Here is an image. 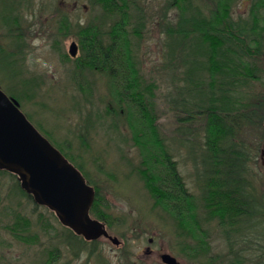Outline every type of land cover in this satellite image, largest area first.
I'll use <instances>...</instances> for the list:
<instances>
[{
    "label": "rangeland",
    "instance_id": "rangeland-1",
    "mask_svg": "<svg viewBox=\"0 0 264 264\" xmlns=\"http://www.w3.org/2000/svg\"><path fill=\"white\" fill-rule=\"evenodd\" d=\"M180 1L129 0L124 13L107 11L99 0H0V87L19 101L37 128L98 187L107 220L92 216L104 221L109 233L120 240L117 244L100 236L87 241L88 248L77 249L69 244L68 226L56 213L32 195L22 194L17 175L3 170L0 264H169L162 260L164 252L175 256L178 264H256L264 242L256 239L252 249L237 243V226L220 223L202 195L200 155L206 119L194 110L193 118L183 121L189 112H183L179 101L185 67L181 59L190 41L178 46L168 34L169 28L177 27L184 7ZM190 1L205 13L220 6L219 0ZM254 1L231 0V17L247 22ZM121 20L128 28L126 46L137 69V82L153 101V135L158 133L193 194L201 227L198 234L206 244L201 250H195L200 240L181 236L176 220L156 203L139 172L142 155L128 120H135L139 112L119 100L118 82L107 72L83 62L78 66L76 57L83 54L78 30L87 25L107 30ZM261 38V48L250 57L257 76L244 87L249 93L243 109L248 119L240 125L235 122L236 138L249 150L259 194L264 191V34ZM73 41L78 45L77 56L69 52ZM153 135L150 140L155 144ZM160 150L156 148L163 170Z\"/></svg>",
    "mask_w": 264,
    "mask_h": 264
},
{
    "label": "trees",
    "instance_id": "trees-1",
    "mask_svg": "<svg viewBox=\"0 0 264 264\" xmlns=\"http://www.w3.org/2000/svg\"><path fill=\"white\" fill-rule=\"evenodd\" d=\"M99 1L107 11L126 13L130 6L129 0ZM180 2L184 7L180 8L177 27L169 28L168 34L173 40H177L178 46L186 45L190 41L181 59L185 67L179 101L183 112H189L183 116V121H190L194 110L202 112L206 119L204 151L200 155L203 166L200 172L202 195L206 206L209 209L212 207L213 214L219 216L220 223L237 226L234 229L237 230V243L252 249L256 239L264 242V191L257 193L251 174V156L247 145L238 135L236 138L235 122L240 125L243 120L248 119L243 109L247 105L245 100L249 93L244 87L252 77L257 76L256 67L250 62V57L258 52L257 49L263 43L261 36L264 34V0L254 1L249 19L245 23L231 17V0H219L220 6L210 8L208 13L190 0ZM125 16L123 14L121 18L125 19ZM121 21H116L107 30H99L92 25L78 30L83 53L81 57H76L78 66L82 67L80 62H83L88 67L107 72L118 82L119 100L126 101L129 107H134L139 112L135 120L128 119L132 121V139H135L142 155L139 172L142 171V178L156 197V203L162 205L176 220L181 236L200 240L195 250H201L206 244L198 234L201 227L193 194L177 169L176 161L163 148L158 133L153 135L156 130L153 101L146 93L145 86H141L140 81L137 82V69L131 61V50L127 48L128 28ZM172 43L175 47V43ZM174 50L176 52V48ZM152 135L157 141L155 144L151 143ZM156 148L161 149L164 157L163 170H160L158 164L160 161ZM87 180L92 184L91 180ZM18 184L21 193L29 196L20 182ZM95 189L96 197L91 214L107 220L100 205L98 187L95 186ZM15 229L18 230L19 227H13ZM66 229L69 244L80 250L88 248V242L83 237L68 227ZM261 244L262 250L256 254V264H264V243ZM58 264L65 263L59 261Z\"/></svg>",
    "mask_w": 264,
    "mask_h": 264
},
{
    "label": "water",
    "instance_id": "water-1",
    "mask_svg": "<svg viewBox=\"0 0 264 264\" xmlns=\"http://www.w3.org/2000/svg\"><path fill=\"white\" fill-rule=\"evenodd\" d=\"M78 45L71 42L69 52L76 55ZM0 169L13 172L21 187L34 200L52 209L59 220L87 239L100 236L119 243L106 223L90 213L96 190L83 172L27 117L19 101L0 87ZM162 260L178 264L175 256L164 252Z\"/></svg>",
    "mask_w": 264,
    "mask_h": 264
},
{
    "label": "bare ground",
    "instance_id": "bare-ground-1",
    "mask_svg": "<svg viewBox=\"0 0 264 264\" xmlns=\"http://www.w3.org/2000/svg\"><path fill=\"white\" fill-rule=\"evenodd\" d=\"M72 55V54H71ZM73 56H75V55H73ZM76 56H77V54H76ZM90 213H91V211H90ZM92 215V214H91ZM75 233V232H74ZM77 234V233H76ZM79 236H81V237H83L86 241H94V239H87V238H85L82 234H78ZM76 243H79V242H76Z\"/></svg>",
    "mask_w": 264,
    "mask_h": 264
}]
</instances>
